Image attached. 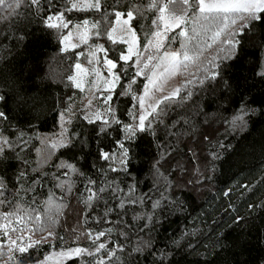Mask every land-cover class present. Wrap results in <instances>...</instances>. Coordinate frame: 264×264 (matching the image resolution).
<instances>
[{"label":"trees","instance_id":"trees-1","mask_svg":"<svg viewBox=\"0 0 264 264\" xmlns=\"http://www.w3.org/2000/svg\"><path fill=\"white\" fill-rule=\"evenodd\" d=\"M107 2L112 3V0ZM129 2L120 0L118 10L126 12ZM63 3L64 0H60L58 7ZM18 12L20 15L0 23V68L5 70L0 75V94L9 96L7 105L3 106L8 120L0 122V133L16 146L19 157L11 150L6 151L7 158H0V175L9 189L14 190L18 187L14 176L19 171L29 174L25 188L41 172L47 173L40 176L34 191L19 193L24 207L35 209L42 219L50 195L54 204L66 205L63 215L58 217L59 223L51 229L63 240L50 239L30 250L24 264H34L62 247L77 244L90 247V241L77 240L76 234L108 227L116 231L101 239L107 240L110 248L114 243L125 246L123 252H117L119 259H114L113 264H204L205 261L264 264V76L259 75L264 73V28L253 29L255 34L239 53L223 62L222 77L217 81L200 84L203 72H197L195 65L181 69L179 96L161 104L159 117L151 118L155 135L138 134L130 174H126L110 171L111 167H119L117 163L98 159L99 148L119 152L116 141L124 135L121 125L112 124L105 136L99 133L100 122L89 124L77 113L67 127L74 147L51 150L42 143L46 138L58 136L60 112L80 100L82 92L73 87L67 77L76 62H89L87 49L97 44L104 45L107 57L117 61L119 69H126L113 93L114 107L121 124L135 122L130 115L138 111L133 95L141 92L144 77H136L131 93L117 95L128 87L136 71L133 59L127 65L119 61L120 53L126 49L125 43L113 44L106 35L91 36L87 44L62 52L60 38L68 29H46L25 7ZM0 15H7V10L0 11ZM65 17L73 25L85 19H100V14L73 10L66 12ZM152 17L153 13H145L131 21L140 49L154 30ZM114 19L109 9V20ZM105 27L110 28L111 24ZM179 47L178 40L167 41L164 49ZM215 52V45L205 50L201 61L210 59ZM77 53L84 54L77 56ZM224 80L228 81L227 86ZM18 91L25 93L24 100L13 99ZM188 92H192L191 98L183 99ZM242 107L252 111L244 117L246 125L234 129L231 121L241 113ZM21 132L26 143H20ZM38 150L54 153L39 168L41 151ZM213 154L220 159L213 160ZM62 162L74 164L88 178L96 180V188L114 181L113 186L118 185L122 191L108 190L88 208L81 202L87 195L86 179L75 173L64 176L68 169L56 167ZM37 168L38 171L33 172ZM65 180L73 182L70 193L57 186ZM133 185L135 193L128 195L129 186ZM229 191L230 195L225 196ZM129 199H143V203L129 204ZM121 200L125 201L124 208L119 207ZM155 201H160V206L153 209ZM108 207L113 211L105 216ZM8 210V206H0V211ZM137 214H143L141 219H134ZM148 214L153 216L151 222ZM237 217L243 218L242 224L234 223ZM101 218L104 223H98ZM73 228L77 229L76 234ZM121 230L128 233L127 239L118 234ZM46 234L47 230L36 232L33 239ZM141 239L151 241V247L129 256ZM88 259L74 258L64 264H87Z\"/></svg>","mask_w":264,"mask_h":264},{"label":"snow or ice","instance_id":"snow-or-ice-1","mask_svg":"<svg viewBox=\"0 0 264 264\" xmlns=\"http://www.w3.org/2000/svg\"><path fill=\"white\" fill-rule=\"evenodd\" d=\"M60 0H0V11L7 10V15H0V23L9 20L13 16H18L21 7H25L27 12L39 19L46 29H55L57 31L69 29L72 25L70 20L65 17L66 12L76 11H95L100 14V19L88 20L85 19L80 23L72 25L75 30L69 31L67 35L60 38V43L63 45L62 52L69 51L70 48H77L79 44L70 43L73 35L81 44H87L91 36L100 37L106 35L107 39L113 44L118 42L128 43L127 53H120L119 61L125 65L136 57L134 67L136 71L129 82L128 87L117 95H128L132 92L131 85L136 82V77L144 74L147 83L144 84L143 92L136 96L133 95V100L139 104L140 111L131 113L134 123H124L117 118L116 107H114L113 93L116 86L120 83L121 73L126 69H119L118 62L107 58V49L104 45L97 44L89 50V64H92L93 59L97 57L98 52H103V64L108 72V77L105 78L98 68L91 70L97 77L93 81L95 87H99L103 82L105 92L103 97V110H92L93 99H88L84 108L87 110L84 119L89 124L100 122L99 133L107 136L112 124L121 125V131L124 133L122 139L117 140L116 144L119 152H108L103 148L98 150V159L103 161H113L119 167H111L112 172H124L130 174L132 159L135 152V143L139 133L151 132L153 130V120L161 114V104L170 102L179 96L181 89L175 88L168 95H163L153 99L154 92L163 91V83L171 76H174L181 69L187 70L190 65H195L197 72H203V78L199 79L200 84L206 81H217L222 77V65L224 61L232 60L243 48L247 40L254 35L253 29L264 28V0H141L139 3L129 2L127 11L118 10L120 0H112L108 3L107 0H64L63 6L58 7ZM109 9L114 15V21L109 20ZM145 13H153L152 24L154 30L145 49L154 50L156 55L149 54L145 60H141L142 53L136 47V33L131 28V21ZM105 24H111L110 28L105 27ZM179 29L178 32L176 30ZM118 31L131 36L130 41H125L122 36H117ZM172 33V35H169ZM210 34V35H209ZM207 37V39H205ZM7 38V37H5ZM23 39V37H21ZM179 41L180 47L174 51H163L167 41ZM210 41V42H209ZM216 46L215 54L206 61H201L205 50L212 49ZM84 53H77V56ZM142 65V66H141ZM77 70L73 75L67 77L73 87L84 90L86 77L90 74L89 70L83 68L77 62L75 64ZM148 69V73L145 72ZM4 69L0 68V75H3ZM264 76V73H259ZM192 81H188L191 83ZM227 86L228 81L224 80ZM25 86L21 85V88ZM192 92H188L183 99H190ZM13 99L20 101L25 99V93L18 91ZM9 96L0 94V122L7 121L8 115L3 106L7 105ZM36 101L33 100V103ZM252 111L246 107H242L241 113L231 121L233 128H243L246 125L244 117ZM70 109H64L60 112L59 123L61 132L55 139H45L42 143L46 149L56 150L59 148L74 147L73 140L67 135L66 124H70L71 118ZM162 122V121H161ZM178 123V122H177ZM187 123V121H185ZM24 133H20V143H26L23 140ZM208 139L207 136L204 137ZM221 148L224 145L220 146ZM15 152L17 158L19 153L16 152V146L9 140L7 136L0 133V158H7L6 151ZM41 151V165L47 163L50 157L54 154L53 151ZM220 159V156L213 154V160ZM26 163V162H25ZM57 168H66L67 172L63 173L68 176L69 173H75L79 177L86 179L85 185L86 197L82 198V203L88 208H92L94 201H99L100 194L111 190L113 193L122 191L118 185L115 187L114 181L108 182L105 187L96 188L97 181L88 178L84 172H81L74 164L62 162L56 165ZM95 168V164L92 165ZM33 169V172H37ZM102 171V170H101ZM47 173L41 172L36 180H32L28 188L25 184L29 183V174L27 171H19L14 180L18 187L14 190L9 189L5 178L0 175V206H8L10 210L0 211V264H24L26 258L30 257V250L38 248L41 244L51 240L60 239L54 230L55 225L59 223L58 217L63 215L62 209L66 207L64 204H54L50 195L46 202L48 208L45 212V218L42 219L40 213L35 209L25 208L21 203L19 193L21 191H34V186L39 182L40 176H46ZM61 189H66L71 192L73 182L70 180L62 181L57 185ZM8 193L6 195L5 193ZM135 193V186H129L128 195ZM225 196L230 195L229 192L224 193ZM14 198V199H10ZM143 203V199H129L127 203L136 204ZM107 203V202H105ZM125 201L121 200L119 207L124 208ZM160 206V201H155L152 204L153 209ZM55 207V214H52V208ZM251 207V205H250ZM113 211L112 207H108L105 216ZM143 214H137L134 219H141ZM149 222L153 220L151 214L147 215ZM103 218L98 220V223H104ZM86 223V221H85ZM235 224L243 223L242 217H237ZM47 234L40 239H33L36 232H44ZM116 229L108 227L100 231L86 229L79 231L73 228L72 232L76 234V239H87L91 242L90 247H83L77 244L75 247H62L57 252L48 253L44 258L37 259L35 264H48L50 260L55 258L56 264H64L65 261L74 258H89L87 264H113V260H118L117 252H123L125 246L123 243H114L110 248L107 240H102L103 237H109ZM15 234V235H13ZM120 236L128 238L126 231H119ZM226 239V237H225ZM151 247V241L141 239L135 246L132 247L129 256L132 253L143 252L145 248ZM224 246H221L223 250ZM104 255H100L101 253ZM204 264H211V261H205Z\"/></svg>","mask_w":264,"mask_h":264},{"label":"rangeland","instance_id":"rangeland-1","mask_svg":"<svg viewBox=\"0 0 264 264\" xmlns=\"http://www.w3.org/2000/svg\"><path fill=\"white\" fill-rule=\"evenodd\" d=\"M83 21V20H82ZM81 21L79 22H75L73 25L77 24V23H80ZM131 28L134 29V27L131 25ZM75 31L72 26L68 29V31L66 33H64L63 35H67L69 31ZM135 30V29H134ZM136 33V31H135ZM62 35V36H63ZM117 36H122L123 39L125 41H130L132 38L130 35H127V34H123V33H120L118 31L117 33ZM70 43H76V44H79L81 45V43L79 42V40L76 38L75 35H73V37L71 38V41ZM148 43V41H147ZM146 43V44H147ZM126 45V49L124 51V53L126 54L127 53V48H128V43H125ZM63 47V45H61V48ZM94 46H90L88 49H87V52H89L90 49H92ZM136 47H138L139 51L142 53L141 55V60H145V58L147 57V55L149 54H152V55H156L157 53L154 52V50L152 49H145V46L140 49L139 48V43H138V37H137V34H136ZM163 51H174V50H170V49H163L161 50V54ZM101 54V55H100ZM104 53L103 52H98L97 53V57L95 59H93V62L92 64H89L88 63H82V62H79L83 68H86L89 70V75L86 77V82H85V86H84V90L80 91L82 92V96L80 98L79 101H77L76 103H73L70 105L69 109L71 110V113H74L77 114V113H80L83 117L86 113V109L84 108V105L87 104L88 102V99H93V105H92V110H96V109H100V110H103V108L105 107V105L103 104V97L107 94L105 92V85L103 84V82L100 83L99 87H95L93 85V81H96L97 80V77L94 73L91 72V70L93 68H98L99 71L101 72V74L105 77V78H110L108 77V72L106 70V67L104 66L103 64V59H104ZM108 58V57H107ZM90 59V57H89ZM109 59V58H108ZM133 64H135V61H136V57L133 56ZM77 63V62H76ZM75 63V64H76ZM75 66V65H74ZM142 66V65H141ZM77 70L75 69L74 67V70L72 72L71 75H73ZM181 71V70H180ZM180 71L177 72L176 75L174 76H171L169 77L164 83H163V91L162 92H154L153 93V99L155 98H159L163 95H168L173 89L175 88H180L181 89V82H180ZM145 72L150 74L148 72V69H145ZM142 77H144V83H143V87H142V90L141 92L139 93V95L143 92V89H144V84L147 83V79H146V76L144 74H142ZM140 111L139 109V104H138V111L137 113ZM74 115H70V118L72 119ZM66 127H68V124L65 125ZM61 132V131H60ZM61 249V248H60ZM60 249H55L52 252H57L59 251ZM35 264V263H34ZM48 264H56V260L55 258H53L52 260H50L48 262Z\"/></svg>","mask_w":264,"mask_h":264}]
</instances>
